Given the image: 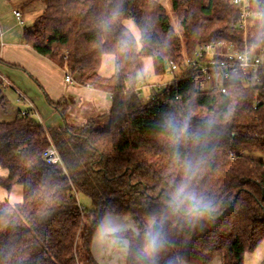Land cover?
<instances>
[{"label": "trees", "instance_id": "1", "mask_svg": "<svg viewBox=\"0 0 264 264\" xmlns=\"http://www.w3.org/2000/svg\"><path fill=\"white\" fill-rule=\"evenodd\" d=\"M44 2L24 41L81 84L109 93V125L98 128L99 116L79 127L46 128L20 113L0 122V166L8 171L0 185L23 186L22 203L0 202V264H99L92 240L108 215L130 216L137 228L127 264L152 216L163 221L166 238L158 264H209L218 256L222 264H244L245 253L264 242V76L261 85L227 82L225 92L197 89V68L184 61L205 43L240 49L246 38L253 45L262 22L245 35L231 0H172L180 36L161 0ZM251 8L264 11V0H252ZM128 19L144 32L142 45ZM108 54L115 69L104 77ZM144 56L153 57L157 74L171 63L179 67L146 102L137 88ZM64 104L54 103L62 114ZM170 122L185 131L174 134ZM50 145L62 165L44 159ZM182 184L207 207L201 217L188 215L191 201L178 212L169 207Z\"/></svg>", "mask_w": 264, "mask_h": 264}, {"label": "crops", "instance_id": "2", "mask_svg": "<svg viewBox=\"0 0 264 264\" xmlns=\"http://www.w3.org/2000/svg\"><path fill=\"white\" fill-rule=\"evenodd\" d=\"M44 7V0H0V70L27 95L34 106L37 120L46 128H60L66 124L79 127L91 117L107 116L112 106L109 93L83 85L75 76L72 84L67 83L64 69L24 41L25 29L33 25ZM17 10L21 18L16 16ZM101 69L102 66V76L110 77L115 63L109 76L102 74ZM17 97V92L12 88L0 92V106L11 104ZM59 102L65 103L64 114L54 105ZM24 104L28 109L19 108L17 115L21 110L31 109L28 103ZM76 121L79 124H75ZM7 175L8 171L0 166V177ZM6 200L12 204L22 203L23 186L16 184L7 191L0 185V202ZM102 222L109 224L114 231L101 241L97 229L92 240L93 256L99 264H127L128 255L122 249L127 245L129 251L128 241H117L113 237L124 225H133L132 218L108 215Z\"/></svg>", "mask_w": 264, "mask_h": 264}, {"label": "built area", "instance_id": "3", "mask_svg": "<svg viewBox=\"0 0 264 264\" xmlns=\"http://www.w3.org/2000/svg\"><path fill=\"white\" fill-rule=\"evenodd\" d=\"M231 1L240 11L239 28L246 35L248 29L256 23L254 18L256 12L251 8L252 0ZM15 14L18 18H21L20 11H15ZM251 46L246 38L243 47L240 49L235 48L233 44L226 45L224 41L205 43L198 46L193 56L187 57L184 63L189 67L197 68L200 76L199 81L212 83V86L203 90L220 89L225 92V85L230 81L247 80L250 84L261 85L264 76V47L258 46L254 51H250ZM178 69L179 67L175 63L167 65V70L174 77L178 73ZM234 76H237L238 80L233 79ZM65 81L70 84L74 82L69 72L65 75ZM8 88H12L17 92L18 101L28 103L31 106L29 110H21L20 114L36 117L34 106L27 95L18 89L11 79L0 70V92ZM197 89L200 88L197 87ZM44 159L49 164L62 165L61 157L54 145L48 147L44 153Z\"/></svg>", "mask_w": 264, "mask_h": 264}, {"label": "rangeland", "instance_id": "4", "mask_svg": "<svg viewBox=\"0 0 264 264\" xmlns=\"http://www.w3.org/2000/svg\"><path fill=\"white\" fill-rule=\"evenodd\" d=\"M163 6L165 7L166 13L168 15L169 21L172 24L175 32L182 36L184 33V28L179 20V17L174 11L172 0H161ZM133 21L132 19H128L126 21V24L128 28L131 30V25L128 23V21ZM135 23V22H134ZM136 25V23H135ZM137 26V25H136ZM138 27V26H137ZM140 45V44H139ZM114 56L111 54L104 56V62L102 65L101 72L102 74H105V76H109L113 72V64L115 63ZM66 73H68L66 71ZM65 73V75H66ZM72 77L73 75L69 73ZM174 75L169 71L166 70L164 73L157 74L155 72L154 67V60L152 56H144L141 59V69L138 73V86L137 88L141 92V98L143 101H147L151 98L152 89L153 88H162L165 89L168 84L173 81ZM233 79L238 80L237 76H234ZM196 86L200 89H208L210 86H212V83L205 82V81H199ZM112 103V102H111ZM28 109V106L24 103L18 102V97L9 105H3L0 106V122H11L15 119L18 109ZM90 112V110H88ZM72 124V123H71ZM75 124H79V121H76ZM109 125V116H101L97 121L98 128L104 129L107 128ZM4 188V187H3ZM5 189V188H4ZM8 191V190H7ZM78 198L82 204H84L87 207H92V203L90 198L83 194L78 193ZM131 218L130 216H126ZM148 221V220H147ZM146 221V224H147ZM137 231V228L135 224L133 225H124L120 228L117 235H115L113 238H117V241L122 240L125 241V243L128 241L129 243V237L134 234V232ZM119 239V240H118ZM81 264H86L85 260H81ZM183 264H195L191 262H183ZM209 264H222V257L218 256L216 257L211 263ZM244 264H264V242H261L253 251H248L244 255Z\"/></svg>", "mask_w": 264, "mask_h": 264}, {"label": "clouds", "instance_id": "5", "mask_svg": "<svg viewBox=\"0 0 264 264\" xmlns=\"http://www.w3.org/2000/svg\"><path fill=\"white\" fill-rule=\"evenodd\" d=\"M113 19L119 17L120 12L116 10L113 12ZM254 18L261 21V27L264 29V11L255 13ZM131 25L132 35L135 38L137 44L142 45L144 39V32L135 25L133 21H128ZM261 42H264V31L257 36L256 42L250 48V51H254L256 47L259 46ZM123 47L127 46V41L123 42ZM170 131L174 134L185 131L184 128L177 130L174 123L170 122ZM185 201H191L190 206L186 209L190 217H201L203 213L207 210V207L201 205L195 200L193 196H189L185 192V186L182 184L171 194V199L168 201L169 207L173 212H178L181 210ZM114 229H112L109 224L101 223L99 226V238L101 241L105 239ZM166 238L163 231V221L152 216L148 219L145 230L143 232L142 241L140 247L132 255L133 264H158L161 253L165 249ZM125 255H128L127 245H124L122 249ZM169 264H175V261H170Z\"/></svg>", "mask_w": 264, "mask_h": 264}]
</instances>
